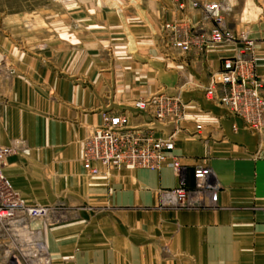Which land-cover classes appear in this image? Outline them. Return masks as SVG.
<instances>
[{
	"label": "crops",
	"instance_id": "obj_1",
	"mask_svg": "<svg viewBox=\"0 0 264 264\" xmlns=\"http://www.w3.org/2000/svg\"><path fill=\"white\" fill-rule=\"evenodd\" d=\"M61 0L50 19L14 17L7 49L12 73L0 76V146L13 148L4 176L28 205L50 209L27 231L0 232V264L10 246L40 243L32 264H264V131L208 98L204 88L239 45H209L201 55L167 50L162 26L211 23L191 2H218L226 27L254 42L264 98V0ZM24 46L26 49H24ZM175 95L184 102L174 134L183 179L206 166L217 187L188 203L164 202L178 186L167 166L91 176L83 143L110 115L158 136L174 133L133 109V101ZM97 167V164H93Z\"/></svg>",
	"mask_w": 264,
	"mask_h": 264
},
{
	"label": "built area",
	"instance_id": "obj_2",
	"mask_svg": "<svg viewBox=\"0 0 264 264\" xmlns=\"http://www.w3.org/2000/svg\"><path fill=\"white\" fill-rule=\"evenodd\" d=\"M173 1L178 9L184 8L181 0ZM191 6L202 10L204 20L211 23V28L203 32L192 28L186 19L165 23L162 26L165 48L186 56L201 55L209 45H239L233 56L222 60L219 71L210 75L204 93L240 118L246 130L263 132L264 98L255 70L254 42L244 34L235 35L226 27L221 3L193 1ZM133 109L159 125L172 124L174 133L158 136L151 128L130 127L123 114L107 116L103 125L94 128L83 143L81 163L89 175L109 177L114 171H158L167 166L179 182L174 189L162 191L164 202L184 204L201 192L216 191L211 169L199 165L193 170L194 188L189 190L183 179L184 166L173 156L174 134L184 117L181 98L153 95L133 101ZM14 152L13 148L0 146V232L9 234L27 231L30 222L45 220L50 213L47 207L28 205L4 176L8 158ZM43 252L44 247L40 243H19L6 250L9 260L5 264H32L31 256L42 257Z\"/></svg>",
	"mask_w": 264,
	"mask_h": 264
},
{
	"label": "rangeland",
	"instance_id": "obj_3",
	"mask_svg": "<svg viewBox=\"0 0 264 264\" xmlns=\"http://www.w3.org/2000/svg\"><path fill=\"white\" fill-rule=\"evenodd\" d=\"M61 0H0V76L5 77L13 71V65L8 58L7 49L10 43L11 48L18 49L23 42L13 43V29L8 25V19L14 17H39L43 13L44 18L50 19L54 14L55 3ZM23 48V47H22ZM24 49L26 47L24 46Z\"/></svg>",
	"mask_w": 264,
	"mask_h": 264
}]
</instances>
